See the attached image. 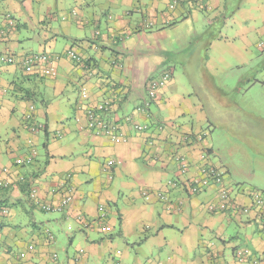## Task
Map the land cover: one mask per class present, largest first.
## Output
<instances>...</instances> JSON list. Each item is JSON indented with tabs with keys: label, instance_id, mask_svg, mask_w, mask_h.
Segmentation results:
<instances>
[{
	"label": "crops",
	"instance_id": "0c3cea01",
	"mask_svg": "<svg viewBox=\"0 0 264 264\" xmlns=\"http://www.w3.org/2000/svg\"><path fill=\"white\" fill-rule=\"evenodd\" d=\"M238 1V9L231 12ZM237 2L202 0L194 5L170 0H0V27L8 31V39L0 40V54L24 57L27 49L20 34L26 30V39L37 44L38 50L30 49L31 53L50 50L61 55L47 77L40 72L28 74L19 63L0 58V125L11 127L5 149L0 142V180L14 182L19 174L26 175L47 204L60 203L70 195L71 201L56 211L62 217L57 216V224L64 219L66 228L72 221L81 227L78 232L82 235L75 246L76 239L70 240L74 254L63 248L67 257L59 260L58 253L51 250L59 237L53 234L51 239L43 231L32 230V238L25 242L20 235L28 230H21L12 235L22 249L14 254L6 242L9 227L17 225L11 219L20 218L24 212L33 217L34 227L44 221L35 215L42 210L12 183L14 186L7 189L0 188V202L11 210L0 232V244L7 246L0 264H127L130 246L139 243L140 253L144 252L134 264H264V223L242 209L243 217L238 219L234 199V206L226 211L209 213L207 203L216 199V187L192 195L182 186L185 176L176 172V152L190 157L191 170L186 176H194L205 164L203 151L212 149L208 159L226 169V186H238L236 162L230 164L219 154L220 146L215 145L212 133L202 142L186 141L185 132L198 133L207 130L205 124L216 123L206 104L183 98L175 91L172 79L149 111L135 110L149 79L173 68L167 60L174 52L173 45L187 41L192 34L188 22L200 21V13L206 15L204 32L217 18H225L218 35L203 34L208 42L203 46L206 56L210 51L218 53L225 69L211 57L207 63H214L213 67L221 71L240 69L237 87L233 88L238 92L245 84L264 87L258 76L245 75L255 52L264 56V0ZM9 14L14 25L9 23ZM231 20L238 28H229ZM70 49L83 60L74 61L68 55ZM229 55L237 59L235 67L226 62ZM259 68L255 71L260 72ZM83 81L91 100L112 102V123L119 134L124 132L119 141L80 129L75 122ZM193 85L198 87L199 83ZM210 86L218 94L226 92L222 86ZM236 106L242 108L239 102ZM162 121L166 122L163 128L157 126ZM136 124L147 128L140 132ZM32 152L34 161L26 165ZM1 166L8 167L10 174L3 173ZM164 191L168 198L162 200L159 194L165 195ZM234 197L241 207L251 202L242 189L235 190ZM15 206L23 212L18 214ZM66 234L73 237L68 230ZM120 244H126L124 251H110ZM239 248L249 253L239 256Z\"/></svg>",
	"mask_w": 264,
	"mask_h": 264
},
{
	"label": "rangeland",
	"instance_id": "374dc122",
	"mask_svg": "<svg viewBox=\"0 0 264 264\" xmlns=\"http://www.w3.org/2000/svg\"><path fill=\"white\" fill-rule=\"evenodd\" d=\"M231 2L232 4H234L237 2V0H231ZM199 17L200 21L190 20L188 22L192 34L190 36H187V41L180 42L179 46L173 45L172 51L174 52H171V56L167 59L169 65L174 68V78L171 77V80L174 79L175 91H179L180 95L183 98H186L187 100L189 99L196 104L200 102L205 103V109L206 111H208L209 116L212 119H215L216 123L214 125L205 124L204 126L206 128L211 127L215 145L220 146L219 154L221 153L220 155L226 156L230 160V164L236 162L234 174L237 176L238 186L236 184H233L229 188L231 189V194L234 201H236L235 210L237 218L241 219L243 217L241 213V208L243 206L241 207L239 199H236L234 197L235 190L242 189L243 194H248L250 198L251 194L255 191L264 192V119H261V117H264V87H262V85L260 84H255V86H253L252 88L245 84L246 86L244 87V90L238 92L233 88L237 87V79L240 74L239 72L241 71L240 69L228 68L227 70L221 71L218 70L219 67H213L214 63H207V58L211 57L215 62H217L219 66H223V68L226 66L224 65V63H221L218 53L210 51L209 55L206 56V47L203 48V46L208 42L206 43L207 38H205L203 34L207 33L206 37H212L213 35L209 33V30L208 32H204V26L207 21L206 15H201L200 13ZM235 22L236 21L231 20L229 27L230 29H236L237 24ZM33 30L37 31L38 33L37 27H34ZM27 36V31L22 30L20 38L24 39L22 43H24L23 46L25 50L27 49V53H31L30 51L32 50L30 49H34L35 51H37V44L26 39ZM237 39L239 40V38ZM55 50L57 51V45ZM169 51H171L170 48ZM256 52L251 58V63L249 65H246L245 67V70H247L245 71V75L246 78H250V76L252 75L258 76V81L264 82V56L261 51H258L257 53ZM225 59L228 64H230L231 66L234 65V67L238 63L237 59L231 55L226 56ZM260 65L262 66L261 68H259ZM212 68L217 70L216 74ZM258 68L260 69V72L255 71ZM171 80L168 82V84L171 82ZM195 82L199 83L198 87H195L193 85L195 84ZM148 84H146V90L148 88ZM211 84L222 86V88L226 92L222 93V95L218 94V90H214L213 86H210ZM101 101H105V99H102ZM236 102H239L242 108L239 109L236 106ZM242 109L244 111H241ZM250 114H254L256 115V117ZM198 134H200V132H198ZM10 135L11 127H4V124L0 125V142L2 144V148H6V142L9 139ZM225 147L227 150H229H225ZM230 148L234 150L231 151ZM39 149L42 150L41 146ZM202 156L203 155H201V157ZM211 159H214L215 161L216 158L212 157ZM189 162L191 161L189 160ZM31 163L32 162L27 164ZM222 168L226 171L224 167ZM188 173L190 172H187L186 174ZM186 174H184L185 178L191 180L190 178L192 177L186 176ZM197 175L200 176L201 174ZM204 189L201 191L202 193H204ZM207 189H205V191ZM164 194L167 195L168 193L164 191ZM233 199L231 200L232 202ZM218 200H220V195H218L217 191L216 199L213 201ZM230 206L233 207L234 205L232 206L231 204ZM14 210L18 212V214H21L23 212L20 206H15ZM57 212H36V217L44 221V223H41L38 228L34 227L33 217L27 215V213L24 214L23 212L20 218H12L11 220L17 225L9 227V230H11V232L8 239L6 240L11 251L14 254H18L22 250L18 246V244L12 240V235H17L18 231L21 230H28V233L20 235V238L23 241L28 242L32 238V230H34L37 233L41 231L45 232V236L49 235V233H53L55 237L60 238L58 241L56 238L51 244V250L58 253L59 260H64L67 257V252H65L63 248L69 249L71 255L74 254V247H72L70 240L76 239L73 241V246H75V244L79 242L78 239L82 240V235L80 234V232H78L79 230H81V227L70 221L66 223L65 228L63 226L64 219H62L60 224H57V216H59V218H62L61 215H57ZM246 214L254 215V217L256 215L258 219L263 223V218H259L258 213L251 212ZM247 218L249 219V217ZM18 224L22 225L20 226ZM69 226H71V229L69 228ZM67 230L73 237L68 238L66 234ZM119 242L122 243V241ZM3 245L0 244V260L5 253L4 248L7 247H4ZM139 245L140 243L130 246L129 253L131 258H129V263L127 264H134L137 260V257L142 256V253L144 251L140 253ZM124 247H127L126 244H120L119 246H116L114 250L110 251H115L117 248L124 251ZM108 256L109 252L107 253L106 258ZM119 257L120 256H118L116 259H119ZM124 259L126 260V258Z\"/></svg>",
	"mask_w": 264,
	"mask_h": 264
},
{
	"label": "built area",
	"instance_id": "2783aa9c",
	"mask_svg": "<svg viewBox=\"0 0 264 264\" xmlns=\"http://www.w3.org/2000/svg\"><path fill=\"white\" fill-rule=\"evenodd\" d=\"M174 4H180L181 0H170ZM192 1V0H191ZM195 1V0H194ZM4 33V30H0V35ZM74 50L70 49L68 50V55L76 62L81 61V56L75 52ZM61 58L60 54L53 53L50 50L38 52L34 54H29L23 59V69L28 74H34L35 72H40V74L44 76H50L52 75V72L54 71V63L57 62ZM2 61L8 62V63H14L17 64V59L13 56H3L1 57ZM171 74L169 71L161 73L158 77L153 78L149 84H148V92L152 98H157L158 93L161 89L165 88L168 84V82L171 80ZM81 97L83 100H85V104L81 105L79 108V113L77 115V122L80 125V129H86L91 132H94L96 134L100 133V129H98L100 126H107V129L105 130L106 133L109 135V137L113 141H119L122 139L124 132L122 134H119L116 130V125L108 121V124L105 122H102L98 119L95 110L94 109H102L103 107L110 108L112 107V102L105 100L102 103H98L96 101H93L90 99V92L88 89V86L86 83L81 89ZM90 104L91 106H87V104ZM112 109V108H111ZM139 111L141 108L138 109ZM136 128L142 132L143 128H147L145 125L136 124ZM163 128V127H161ZM103 133V132H102ZM207 135V132H203L202 134L198 135V138H202V136ZM201 159L205 162V164H202L201 169V175L193 176L190 178L191 180L186 179L185 185L187 186L190 193H199L200 190H203L205 188H210L212 186H215L218 195H220V200L218 201H211L207 205V210L209 212H216L217 210L224 211L229 208H231V204L233 205V202L231 201L233 199L232 192L229 187L225 184V175L226 171L222 167H216L215 165L211 164L208 161V158H205V156H202ZM33 158L27 157L26 161L30 162ZM176 160H179L181 163V171L180 173L186 174L189 172V163L184 157L177 156ZM112 161L109 162V165H111ZM1 171L5 173L6 175L10 174L9 168L6 166H1ZM207 168V170H205ZM12 184L11 180H0V186H8ZM32 197L38 198V190L36 188H33L31 191ZM160 198L167 199V196L160 195ZM149 196H147L148 198ZM252 202L248 205L243 206L241 209L245 213L249 212H256L259 214V218L262 219L264 217V195H262L261 192H254L251 194ZM72 197L70 195H66V197L57 204H47L43 200L41 202V208L45 210L46 212L49 211H61L63 208L71 201ZM232 202V203H231ZM3 213H7L8 209L4 208L2 210ZM101 215H105L104 209L100 208ZM51 236V239H53V234H49ZM32 248V246H31ZM238 255L241 256L243 253L248 254V249L244 250H238ZM53 256L56 257V254ZM153 264H159V263H153Z\"/></svg>",
	"mask_w": 264,
	"mask_h": 264
},
{
	"label": "trees",
	"instance_id": "16d2710c",
	"mask_svg": "<svg viewBox=\"0 0 264 264\" xmlns=\"http://www.w3.org/2000/svg\"><path fill=\"white\" fill-rule=\"evenodd\" d=\"M182 2H184V1H186V0H181ZM187 1H190L192 4L194 3V5L195 4H198V3H201L202 2V0H187ZM181 2V3H182ZM204 5V4H203ZM238 6H239V1L236 3V5L234 6V8H232L231 9V12H233V11H235L236 9H238ZM8 17L9 18H11V20L9 21V23L11 24V25H14V20H13V18L14 17H12V16H10V14L8 15ZM224 20H225V18H224V16H222V17H219V18H217V22H215V24H213V25H211L210 27H208L207 29H206V31L208 32V30L210 31L209 33L210 34H212V35H218L219 33H220V30L222 29V26L224 25ZM219 21V22H218ZM216 29V30H215ZM0 30H4V33L3 34H1L0 35V40H2V39H8V31H7V29L5 28L4 29V27H0ZM9 54H7V53H1L0 54V58L1 57H3V56H13L14 58H16L17 59V62L16 63H19L21 66H22V68H23V59L26 57V56H28L29 54H34V53H38V52H32V53H27V54H25V56L24 57H22V56H17L16 54H11L10 52H8ZM82 58V57H81ZM83 60V58L81 59V61ZM80 61V62H81ZM167 71H169L170 72V74H171V76L172 77H174V68H165L161 73H163V72H167ZM42 77H47V76H44V75H41ZM156 76H154V77H152L151 79H149V82L153 79V78H155ZM86 82L85 81H83L80 85H79V95H80V100H82L81 101V103H80V105H79V108H80V106L81 105H83V104H85V100H83V98L81 97V89H82V87L84 86V84H85ZM157 100V98H152L151 96H150V94H149V92H148V88H147V90H146V92H145V96L143 97V99L141 100V102L135 107V110H136V112H138V113H141V112H146V111H149L150 110V107H151V105L155 102ZM97 102V101H96ZM103 102V101H102ZM102 102H98V103H102ZM87 106H91L89 103L87 104ZM112 107L110 106V108L108 109V108H106V107H103L102 109H94L95 110V113H96V115H97V117H98V119L100 120V121H102V122H105L106 124H108V121L109 122H111L112 120H111V118L112 117H110V115L111 114H114V112H113V109H111ZM139 108H141V110L139 111L138 109ZM78 115V114H77ZM77 115L75 116V121L77 122V120H76V118H77ZM78 123V122H77ZM165 121H162V122H160V124L159 123H157V126H159V127H164V125H165ZM78 125H79V123H78ZM210 125H211V123H210ZM145 126H147V125H145ZM98 129H100V135H102V136H109L107 133H106V129H107V126H100ZM207 130H202V131H200V134H202V132H207V135H205V136H202V138H198V135H200V134H198L197 132H185V134L184 135H186L187 137H188V139L186 138V136H185V138H186V141H187V143H190V142H192V141H195V139H197V140H200V141H203V140H205L206 138H208L209 137V134H211L212 132H211V127H208V128H206ZM145 130V128H143V130H141V131H144ZM103 132V133H102ZM98 134V135H99ZM197 136V137H196ZM205 138V139H204ZM203 139V140H202ZM211 150L212 149H205L204 151H203V156H205V158H209V155H210V153H211ZM177 154L175 155V157H174V161H175V163H176V172H178V174H179V176H182L183 175V173H180V171H181V163H180V161L179 160H176V157L177 156H181V157H184L188 162H189V160L190 159H188V156H187V154H184V153H182V152H176ZM33 154H34V152H32V155H30V157L31 158H33L34 159V156H33ZM209 160V159H208ZM34 160H32V161H30V162H33ZM30 162H27V163H30ZM27 163H25L26 165H27ZM211 163V162H210ZM211 164H213V165H215L214 163H211ZM189 165H190V163H189ZM216 167H223L222 165H219V166H217V165H215ZM190 170H191V167H189V172H190ZM205 170H207V168L205 169ZM226 174H227V171H226ZM197 175V174H196ZM196 175H194V176H196ZM184 176V175H183ZM191 177H193V176H191ZM225 179H226V175H225ZM185 180H186V178L182 181V186H183V188H184V190L185 191H187V186L185 185ZM12 183H14V185H17L18 187H19V189L22 191V193L25 195V196H28V201H30L31 203H32V205H34L35 207H37L38 209H40V210H42V211H45V210H43L42 208H41V202H42V199L40 198V196L38 195V198L36 197H32V195H31V191H32V189L33 188H35V186L33 185V182L32 181H30L28 178H27V176L26 175H20L19 174V177L18 178H16L15 179V181L14 182H12ZM13 184H10V185H8V186H5V187H3V186H0V188H9V187H11V186H14ZM215 187V186H214ZM37 189V188H36ZM205 189H207V188H205ZM204 189V190H205ZM38 190V193H39V189H37ZM189 191V190H188ZM201 191L202 190H200L199 191V193H201ZM261 193H262V195H264V192H262V191H260ZM192 194V193H191ZM195 194H198V193H193L192 195H195ZM166 196V195H165ZM168 198V197H167ZM162 200H165V198L163 199V198H161ZM251 199V202H252V197L250 198ZM250 202V203H251ZM4 203L5 202H0V232L2 231V229H3V227L5 226V225H3V224H5L6 223V218H7V216H9V215H11V210H10V208L9 207H7V206H5L4 205ZM207 205H208V203H207ZM4 208H7L8 209V212L7 213H3L2 212V210L4 209ZM208 209V208H207ZM224 211H226V210H224ZM209 212V211H208ZM223 212V211H222ZM209 213H220V210H217L216 212H209ZM5 216V217H4ZM5 218V219H4ZM263 218V223H264V217H262ZM4 222V223H3ZM238 250H242L241 248H239ZM237 250V251H238ZM236 251V250H235ZM237 254H238V252H237Z\"/></svg>",
	"mask_w": 264,
	"mask_h": 264
},
{
	"label": "clouds",
	"instance_id": "9594fccd",
	"mask_svg": "<svg viewBox=\"0 0 264 264\" xmlns=\"http://www.w3.org/2000/svg\"><path fill=\"white\" fill-rule=\"evenodd\" d=\"M53 234V233H52Z\"/></svg>",
	"mask_w": 264,
	"mask_h": 264
}]
</instances>
